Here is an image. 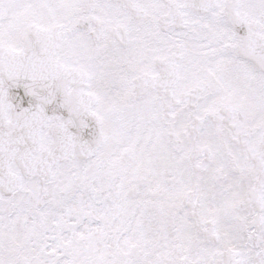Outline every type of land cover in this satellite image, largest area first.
I'll list each match as a JSON object with an SVG mask.
<instances>
[{"label":"snow or ice","instance_id":"6c2138e0","mask_svg":"<svg viewBox=\"0 0 264 264\" xmlns=\"http://www.w3.org/2000/svg\"><path fill=\"white\" fill-rule=\"evenodd\" d=\"M0 264H264V0H0Z\"/></svg>","mask_w":264,"mask_h":264}]
</instances>
